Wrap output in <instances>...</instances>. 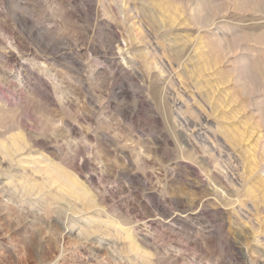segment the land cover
<instances>
[{
  "label": "rangeland",
  "instance_id": "obj_1",
  "mask_svg": "<svg viewBox=\"0 0 264 264\" xmlns=\"http://www.w3.org/2000/svg\"><path fill=\"white\" fill-rule=\"evenodd\" d=\"M14 142L0 264H264V0H0Z\"/></svg>",
  "mask_w": 264,
  "mask_h": 264
},
{
  "label": "bare ground",
  "instance_id": "obj_2",
  "mask_svg": "<svg viewBox=\"0 0 264 264\" xmlns=\"http://www.w3.org/2000/svg\"><path fill=\"white\" fill-rule=\"evenodd\" d=\"M216 89V88H215ZM218 90V89H217ZM222 92V91H221ZM212 111V110H211ZM247 136H249V135H247ZM246 137V136H245ZM253 137H255V136H253ZM252 137V138H253ZM25 138V137H24ZM246 139V138H245ZM252 140V139H251ZM250 140V141H251ZM3 141V140H2ZM244 141V140H243ZM245 142V141H244ZM239 144V143H238ZM248 144H250V143H248ZM7 145V144H6ZM4 143H0V177H3L5 174L3 173V166H2V163H6L7 164V168L10 166V164H12V163H14L17 159L15 158V153H18V152H20V151H22L23 149H25V145L24 144H17L16 142H14L13 143V148H9V147H7ZM10 145V144H9ZM244 146V145H243ZM250 146V145H249ZM23 154V153H22ZM18 155V154H17ZM27 155H29V154H27ZM32 155V154H31ZM248 156V155H247ZM249 158V157H248ZM33 161H35V162H37L38 164L39 163H41V162H43L44 163V161H39V160H36V159H33ZM18 162V161H17ZM27 162H29L28 161V159H27ZM250 162V161H249ZM248 162V163H249ZM24 163V162H23ZM46 163V162H45ZM23 165V164H22ZM249 165H252V164H249ZM47 166V165H46ZM57 166V165H56ZM55 165H52V166H49V167H51L50 168V170H47L46 171V173H47V175H48V173H58L59 174V171L57 170V167H56ZM23 167V166H22ZM44 167V166H43ZM62 167V166H61ZM60 167V168H61ZM5 168H6V166H5ZM11 168V167H10ZM42 168V167H41ZM250 168V167H249ZM62 169V168H61ZM35 170H38V169H35ZM44 170H45V167H44ZM43 170V171H44ZM39 171V170H38ZM7 172V171H6ZM28 172V171H27ZM35 172V171H34ZM40 172H41V170H40ZM45 172V171H44ZM53 173V174H54ZM67 173V172H66ZM45 174V173H44ZM31 175V174H30ZM49 175H51V174H49ZM57 175V174H56ZM36 176V175H35ZM60 176V175H59ZM37 177V176H36ZM56 177V176H55ZM58 177V176H57ZM264 177V176H263ZM6 179H7V185H9L10 184V182H11V177H5ZM4 178V179H5ZM47 178V177H46ZM72 178V177H71ZM259 178V177H258ZM15 179V178H14ZM26 179V178H25ZM29 179H31V178H29ZM32 179H33V177H32ZM36 179V178H35ZM47 179H49V178H47ZM46 179V180H47ZM52 179V178H51ZM17 180V179H16ZM38 180V179H37ZM68 180V179H67ZM29 181V180H28ZM39 181V180H38ZM43 181H44V179H43ZM24 182V181H23ZM32 183V182H31ZM48 183H50V182H48ZM82 183V182H81ZM12 184V183H11ZM70 185H71V188L73 187V191H72V194H73V196L76 198V199H78V200H80L81 199V197H84L85 195H86V193H85V190L81 187H78V185H80V183L78 182V180L77 179H74V181L73 182H71V183H69ZM47 186V185H46ZM46 186H45V184L44 183H37V182H34L33 184H27L26 183V185H23V183H22V189L24 190V191H27V192H30V191H32V190H34V189H36L37 191H38V194L39 195H42V193L43 192H46L45 190H44V188H46ZM62 186V185H61ZM82 186H83V184H82ZM1 187V186H0ZM4 187H5V185H4ZM15 187H16V185H15ZM14 187V188H15ZM8 188H9V186H8ZM53 189V188H52ZM60 189V191L62 190L61 188H59ZM54 190H56V189H54ZM87 191V190H86ZM52 192V191H51ZM89 192V191H88ZM36 193V192H35ZM50 193V192H49ZM6 194V193H5ZM8 194V193H7ZM6 194V195H7ZM34 194V193H33ZM45 194H47V193H45ZM5 195V196H6ZM8 196V195H7ZM46 196V195H45ZM50 196V195H49ZM9 197V196H8ZM32 197V196H31ZM53 199H54V196H51ZM92 197V196H91ZM90 197V198H91ZM10 198V197H9ZM41 198V197H40ZM49 198V197H48ZM71 198V197H70ZM94 198V197H93ZM11 199V198H10ZM58 199V198H57ZM92 199V198H91ZM28 200V199H27ZM66 200H67V198H66ZM2 201V200H1ZM10 201V200H9ZM12 201V200H11ZM52 201V200H51ZM81 201V200H80ZM48 202V201H47ZM53 202V201H52ZM56 202V201H55ZM73 202V201H72ZM97 202V201H96ZM77 203V202H76ZM82 203L86 206V205H88L89 207L88 208H90L91 206H93L94 204V201H92V200H89L88 202H85V200L84 201H82ZM48 204V203H47ZM54 204V203H53ZM55 205H57V207L55 208V209H57V211L59 212V213H61L62 215H63V219H62V222H60V219L59 218H55L53 221L57 224V223H65V222H67V221H69V216H68V213H70V212H77V209H76V206H74V205H70L69 203H66V202H58V203H56ZM54 205V206H55ZM100 205V204H99ZM82 206V205H81ZM99 208V207H98ZM100 209V208H99ZM102 209V208H101ZM39 210V209H38ZM94 210H96V209H94ZM103 210V209H102ZM86 212V211H85ZM102 212V211H101ZM58 213V214H59ZM83 214V213H82ZM81 214V215H82ZM74 215V214H73ZM76 215V214H75ZM79 215V214H78ZM87 215V214H86ZM90 215V214H89ZM98 215V214H97ZM94 216V215H93ZM58 217V216H57ZM88 217H90V216H88ZM97 217V216H96ZM74 218V217H73ZM94 218H95V216H94ZM93 219V218H92ZM100 219V218H99ZM98 219V220H99ZM96 220V219H95ZM94 221V220H93ZM100 221H101V219H100ZM105 221V220H104ZM76 222V221H75ZM78 222V221H77ZM106 222V221H105ZM117 222V221H116ZM62 224V225H63ZM61 225V224H60ZM119 226V225H118ZM117 226V227H118ZM65 227V226H64ZM73 227V226H72ZM69 229V228H68ZM116 229V228H115ZM71 230V229H70ZM121 230V229H120ZM69 231V230H68ZM124 232V231H123ZM130 233V232H129ZM81 235V234H80ZM134 246V245H133ZM136 246V245H135ZM138 246V245H137ZM132 249V248H131ZM137 249V248H136ZM37 251V250H36ZM139 251H141V250H139ZM42 254V253H41Z\"/></svg>",
  "mask_w": 264,
  "mask_h": 264
}]
</instances>
